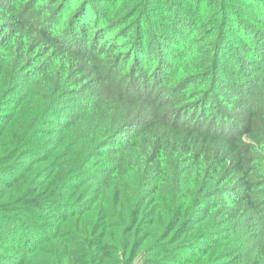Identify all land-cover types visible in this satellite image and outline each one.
<instances>
[{
    "label": "trees",
    "instance_id": "trees-1",
    "mask_svg": "<svg viewBox=\"0 0 264 264\" xmlns=\"http://www.w3.org/2000/svg\"><path fill=\"white\" fill-rule=\"evenodd\" d=\"M57 1L0 0L1 174L18 162L0 180V264H264V101L250 92L264 99V66L257 84V69L231 70L243 93L218 89L233 99L215 88L222 48L241 50L232 37L264 55V0H174L164 26L147 15L152 44L137 29L123 64L133 54L140 82L127 85L106 72L120 46L82 27L107 31L159 0H87L74 14L77 0ZM219 13L232 36L203 60L185 42L167 65L162 48L188 22L203 28L190 41L214 32Z\"/></svg>",
    "mask_w": 264,
    "mask_h": 264
},
{
    "label": "rangeland",
    "instance_id": "rangeland-1",
    "mask_svg": "<svg viewBox=\"0 0 264 264\" xmlns=\"http://www.w3.org/2000/svg\"><path fill=\"white\" fill-rule=\"evenodd\" d=\"M26 1H29V0H26ZM63 1L64 0L57 1L55 3V6H57V7L60 6V4ZM86 1L87 0H80V1L77 0L76 3H73V4H72V1H70L69 4H72L73 6L72 5L68 6V2L66 3L65 6H67L69 8L71 7L72 9L69 12L74 14V12L78 10V5L81 4L82 2H86ZM173 1L174 0H159L158 4L153 5V7L151 9H149V11L146 13V15L143 16L142 18H139V19H127L126 18L125 21L121 22V23L120 22L115 23V22H111V21L110 22H104L105 25H107V23H110L109 26H111V27H108L109 29L107 31H106V28L102 29L101 27H98L95 29V27L91 26L90 21L88 20L89 25L82 27V29L84 30V36L82 37V39L86 38L85 36L88 35V39L84 40V41H88L89 43H90V41L91 42L94 41L96 43V45L99 44L103 48H107V47L113 48V45H115V44L119 45L120 49H118L116 52L118 59L113 64L109 65V63H106V66L108 67L106 72H108L109 75H116L115 79L121 80V81L123 80V83H125V85L129 84V82L131 80H133L134 83L138 84V82H140L139 81L140 74H139V70L137 68H135L134 64L132 65V63H131V62H133V60H132L133 54H132L128 64H123V62L125 60V56H127V57L130 56L133 47H135L133 44V41L136 38L140 39L139 36L136 35L137 29L141 30V32H142L141 37L144 38L146 43H150V45L152 44L151 43L152 37L150 35L151 34L150 30L146 26V24L143 22V19L147 15H151V14L155 13L156 17L153 20H157L158 24L160 26H164L165 19L160 20V18L163 16H170V15L172 16V13H173L172 9H167V8L168 7L172 8ZM180 1H182V2H179L182 5L187 4V2L189 1L190 2L189 6L193 7L194 0L193 1L192 0H180ZM89 6H91V5H89ZM69 8H67V9H69ZM219 9H220V7H219ZM223 10H226V9L221 8V11H223ZM234 13L235 12H233L232 14L230 13V14L233 16ZM218 16H219V18L217 19V22L220 21V18H221L220 13ZM71 17H72V15H71ZM44 18H48V17L46 16ZM173 21L171 22L173 25L172 30H175V33H176V31H178V33H179L180 29L178 28L177 21H176V24H174ZM101 22H103L102 19H101ZM120 24H122V25H120ZM194 24L195 23H193V22L190 24L188 22V24L182 30L185 32V34L186 33H188V34L186 36L184 35L183 37H182V35L179 36V34H178V36H175L170 42H168V44L165 47L162 48V50L164 52L163 57H164V60L167 61V65L173 64L176 61L175 58L181 57V55H183L181 48L185 42L188 43V45L190 46L189 49L191 48V50L193 52L191 59L194 58V60H196L195 58H198V60H203L204 58H206V53H209L207 50L209 47H211L212 43H213V47L215 46L214 40H217V38H219L220 36L222 38H224L225 36H227V37L232 36L231 35L232 31L229 29V25L228 24L225 25V23H223V21L222 22L220 21L217 23V26L215 27L214 32L212 30V32L209 31L207 33L206 30H203V32H202L203 36L202 37L195 38V39L190 41L189 38L191 36V31L193 29H195V30L200 29L201 30V28H202V26H195L196 24L195 25ZM90 31H91L92 35L90 34ZM166 31H167V29L162 30V32L160 34H163ZM173 32L171 34L172 37L174 36ZM233 32H235V31H233ZM245 32H247L246 34L244 33L245 37L247 36V34H250V35L252 34L251 29L247 28V27L245 28ZM76 36L79 37L78 35H76ZM205 36H207V37H205ZM208 36H210V37H208ZM235 38H238V41L236 40V43L233 45L235 47L241 49V50L238 53L235 52V55H234V53L231 51V50H233V47L222 48L221 52H223V55H224V58L226 61H224L222 59L221 63L226 64L224 69H225V73H227V74H224V72H223V73H216V75H215L216 77L220 78V80L222 81V83L219 80L215 81L216 91H218V90L221 91V93L223 95L221 98H219V97L216 98L217 100L219 98V103H223L226 100L233 99L232 95L229 93L228 90L218 89V87L221 86V84H225L227 82V83H229L230 86L234 85V87H233L234 91L236 89H239V92L243 93L242 89L240 88V85L236 81L235 77L229 75L231 70H233V69L237 70V69L242 68L241 69L242 71H249L250 72L253 69H257V66H264L263 65L264 55H261L262 57L258 58L257 55L255 54L254 50H252L251 47L246 48L245 43H247V41L240 39L239 36L238 37H232L231 40H234ZM84 46H85L84 48H86V50H90V49L92 50V48H93V45L90 46V44L84 43ZM210 51L212 53V48L210 49ZM224 51H227V52L224 53ZM240 57L243 58L242 63L239 61ZM262 59H263V61H261ZM125 61H127V60H125ZM231 62H234L235 66L233 64H231ZM144 66H146V65H144ZM173 66L174 65H172V67ZM121 69H122L124 74L119 76L117 74V71L121 70ZM261 69L262 68L254 70L255 72H257V73H255L256 74V80L255 81H257L256 84L261 81V78H259V77H261V73L263 71V69L262 70ZM143 70H145V69H142V71ZM162 70H164V69H162ZM154 71L155 70L150 67V69H146L144 71V73H148V75H146V76H152ZM204 73H206L205 77L207 79H206L205 83L203 84L204 85L203 88H206L207 87L206 86L207 81H210V79H208V78H210V75H208V74H212V73L210 70H207ZM172 83H174V81ZM174 85H176V84H174ZM171 86L172 85L169 84V86L167 88L169 89V87H171ZM195 88H198V86H196ZM243 88H245V87H243ZM186 90L188 91L187 92V94H188L189 91L192 90V88H188ZM250 90H251L250 92L253 93L252 95H253L254 101H256V102H261L262 100L264 101L263 98L262 99L260 98L261 96L259 95V91H257V89L254 88V89H250ZM164 96H165V94H163L161 97L163 98ZM63 111H65V110H61L60 113H62ZM227 111L229 113H233V112H235V107L234 106H228ZM64 116H65V114L62 115L61 117H59V119L63 118ZM51 131L53 132V129ZM56 132H58V131H56ZM72 132H73L72 136L76 137L78 134L83 132V129L75 128ZM62 153H63V151H60L59 155ZM61 156H64V155H61ZM16 162H17L16 160H13L6 167L1 169L4 171V173L5 172L6 173L4 175H2L1 174L2 172L0 171V180L2 178L3 179L6 178L9 174H12V172L15 171L14 169H15L16 165L18 164V162L17 163ZM69 162H70L69 164L73 163V165H75L74 158H71ZM1 204H2V206H5L4 203H1ZM0 212L3 213V212H7V211L1 210ZM135 264H137V261H135ZM138 264H142L141 261H139Z\"/></svg>",
    "mask_w": 264,
    "mask_h": 264
}]
</instances>
